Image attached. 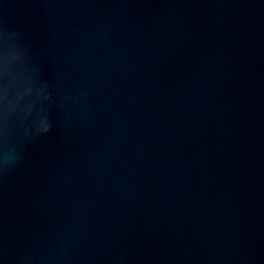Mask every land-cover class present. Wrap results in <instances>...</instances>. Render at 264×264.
Returning a JSON list of instances; mask_svg holds the SVG:
<instances>
[{"label": "water", "instance_id": "water-1", "mask_svg": "<svg viewBox=\"0 0 264 264\" xmlns=\"http://www.w3.org/2000/svg\"><path fill=\"white\" fill-rule=\"evenodd\" d=\"M0 264H264V0H0Z\"/></svg>", "mask_w": 264, "mask_h": 264}]
</instances>
